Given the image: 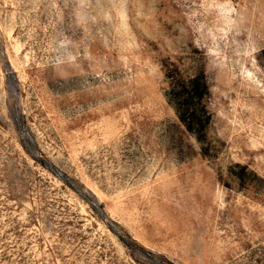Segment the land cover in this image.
I'll use <instances>...</instances> for the list:
<instances>
[{"label": "rangeland", "instance_id": "1", "mask_svg": "<svg viewBox=\"0 0 264 264\" xmlns=\"http://www.w3.org/2000/svg\"><path fill=\"white\" fill-rule=\"evenodd\" d=\"M0 264H264V0H0Z\"/></svg>", "mask_w": 264, "mask_h": 264}, {"label": "trees", "instance_id": "2", "mask_svg": "<svg viewBox=\"0 0 264 264\" xmlns=\"http://www.w3.org/2000/svg\"><path fill=\"white\" fill-rule=\"evenodd\" d=\"M165 74L181 122L199 139H203L210 123V113L205 104L210 88L205 71L199 70L191 78H186L179 67L172 63L165 66Z\"/></svg>", "mask_w": 264, "mask_h": 264}]
</instances>
